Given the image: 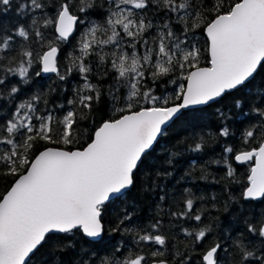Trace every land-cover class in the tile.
<instances>
[{"label":"snow or ice","instance_id":"6c2138e0","mask_svg":"<svg viewBox=\"0 0 264 264\" xmlns=\"http://www.w3.org/2000/svg\"><path fill=\"white\" fill-rule=\"evenodd\" d=\"M11 4L12 0H0V11L6 12ZM30 5L43 14L42 22L32 19L30 44L16 49L10 30L0 24V99L14 102L22 91L9 80L10 75L28 83L32 76L55 74L63 82L75 71L84 83L73 90L67 106L62 103L49 108L48 100L35 94L19 103L9 118L0 120V146L4 149L0 151V176L14 177L9 190L0 197V264H32L49 242L68 241L76 231L93 240L102 238L105 205L134 186L138 169L169 131L170 122L184 109L210 105L226 93L243 90L258 69L264 68V0H212L210 8L203 0H30ZM153 6L164 12L163 24L153 25L148 19ZM26 7L21 4V11ZM100 10L105 13L103 23L89 19ZM208 12L211 19L206 16ZM86 20L88 24L81 31ZM176 25L179 27L174 30ZM153 28L154 33L149 31ZM16 34L25 40L30 36L24 27ZM198 34L206 38L204 50L210 66H201ZM64 45L74 51L67 52ZM108 45L113 47L105 53ZM90 57L110 64L116 73L114 79L123 81L129 91L122 107H115L120 97L110 92L113 111L119 115L104 120L93 130L90 142L72 150L69 146L78 140L80 121L102 100V93L90 82ZM65 59L70 65L62 73L58 62ZM173 75L172 83H186L177 85L172 98L154 95V89L145 83ZM261 101L254 109L259 126L246 128L240 145L225 146L221 160L210 162L226 164V177L236 175L228 163L229 154L237 164L250 165L242 191L246 201L264 200V90ZM241 104L236 101V107ZM59 110L63 111L57 115ZM220 115L227 119L224 113ZM231 135L228 126L219 130L221 137ZM37 142L64 147H44L38 155L30 156ZM250 143L257 146L249 147ZM205 144L201 137L194 150L203 151ZM201 178H206L203 170ZM194 203V198H186L184 209L170 214L195 221L198 230L185 229V235L193 238L192 244L201 245L212 229L207 224L200 227L202 213L194 210ZM126 220L132 221V216L125 214L110 231L135 232L138 250L125 249L120 253L123 258H102L100 264H169L161 258L164 252L145 253L141 247V242L166 247L165 237L158 234L159 221L150 225L153 232L141 234L128 225L121 228ZM246 224L253 237L262 238L258 248L250 246L252 241H241L229 252L231 245L216 243L203 252L202 264H264V215L258 225ZM56 246L61 251L72 247L63 242Z\"/></svg>","mask_w":264,"mask_h":264},{"label":"trees","instance_id":"16d2710c","mask_svg":"<svg viewBox=\"0 0 264 264\" xmlns=\"http://www.w3.org/2000/svg\"><path fill=\"white\" fill-rule=\"evenodd\" d=\"M98 2L104 3V0H98ZM203 2L209 8L211 7L212 0H203ZM227 2L234 3L235 0H227ZM21 4H27L28 7L21 11ZM225 7H227V3ZM104 14V10L95 11L89 19L101 24ZM42 15L39 10L31 8L30 0H12L11 7L6 12L0 11V24L10 30L8 34L13 36L14 47L20 49L22 45L32 42V19L36 18L38 23L42 22ZM206 16L211 19L212 13L208 12ZM148 19L152 20L153 25H157L163 24L166 17L164 12H158L153 6L152 11L148 13ZM87 24L86 20L85 25L80 26L81 31ZM20 27L29 31L28 40L16 34ZM176 27L179 26H174V30ZM149 31L154 33L155 28ZM200 32L202 33L203 29ZM145 38L149 39V43H151L148 34L145 35ZM198 39L202 49L201 66H209L208 56L204 50L206 38L198 34ZM32 46L40 50L36 44ZM62 47L67 52L74 51L67 45ZM137 47L140 48L139 45ZM111 49V45L105 46L104 52L109 53ZM128 50L130 51V49ZM140 51L143 52V49L140 48ZM89 60L93 66L90 82L100 90L102 100L95 106L93 113L80 121L78 140L69 146L72 150L81 148L90 142L93 130L104 120L110 117L114 119L119 115L113 111L110 92H115V95L120 97V101L116 103L115 107H122L121 101L126 99L129 91L123 81L114 79L116 73L111 69L110 64H102L96 57H90ZM69 65L70 61L67 59L63 63L58 62L62 73ZM13 66L15 67V65ZM31 73L30 69V75ZM9 80L22 91L16 94L14 102L8 98L0 99V120L9 118L19 103L28 100L35 94H42L48 100L49 108L55 109L62 103L67 106V100L73 97V90L81 87L84 83L75 71L63 82L55 74L48 78L32 76L28 83H25L18 75H10ZM172 80H175V75L158 79L154 83L151 81L145 83L154 89V95L172 98L175 96L174 90L177 84L185 83L182 80L172 83ZM261 90H264V68L258 70L254 80L243 90L228 93L219 101L204 108L184 112L172 123L169 131L155 145V150L143 167L138 169L134 186L124 196L105 205L103 222L106 231L102 240L96 243L90 242L82 233L76 231L68 241L49 242L34 256L32 264H85V262L100 264L102 258H123L120 253H124L125 249L138 250L135 244V232L110 231L125 214H130L132 221L126 220L120 227L128 225L136 231H140L141 234L144 231L153 232L150 225L159 221L158 234L165 237L166 247L161 248L155 244L144 245L143 242H141V247L145 253L157 250L164 252V256L161 258L168 260L169 264H180L188 256L191 259H187L186 264H202L203 252L216 243H220L222 247L231 245L229 252H232L233 248L241 241L244 244H249V241H252L253 245L250 246L258 248L262 238L253 237L248 232L246 221L258 225L261 216L264 215V200L246 201L242 197L250 165H238L229 154L228 163L231 164L236 175L235 177H226L228 171L226 164L210 162L221 160L222 155H225L223 153L225 146L240 145L242 133L246 128L259 126L260 118L254 109L262 104ZM237 100L242 102L239 108L236 107ZM38 106L43 107V105ZM61 111L63 110H59L57 115ZM220 113H224L227 119L222 118ZM224 126H228L232 133L228 138L219 136V130ZM201 137L206 142L204 150L195 151V145L201 143ZM52 146L64 147L63 145H46L43 142H37V147L29 155H37L38 150ZM255 146H257L255 143L249 145V147ZM3 150V147L0 146V151ZM173 153L175 155H172ZM202 170L203 176L206 178H201ZM13 180L12 176H0V197L6 194ZM161 196L164 197L163 200H161ZM189 197L195 200L194 210L202 213L203 223L200 227L207 224L212 229L201 245L192 244L193 238L185 235V229L191 232L198 230L195 227L196 222L177 218L170 214L184 209V201ZM63 235L57 234V236ZM61 242L71 244L72 247L61 251L56 246ZM117 249H120V252H117ZM235 258L238 259V257Z\"/></svg>","mask_w":264,"mask_h":264},{"label":"water","instance_id":"95a60500","mask_svg":"<svg viewBox=\"0 0 264 264\" xmlns=\"http://www.w3.org/2000/svg\"><path fill=\"white\" fill-rule=\"evenodd\" d=\"M209 66H210V65H209ZM258 70H259V69H258ZM257 72H258V71H257ZM51 75H54V74H42L41 77H42V78H48V77L51 76ZM185 83H186V82H185ZM234 91H235V90H234ZM226 94H228V93H226ZM226 94H225V95H226ZM225 95H224V96H225ZM224 96H223V97H224ZM221 98H222V97H221ZM221 98H220V99H221ZM220 99H219V100H220ZM178 103H179V102H178ZM213 103H215V102H213ZM213 103H212V104H213ZM210 105H211V104H210ZM206 106H209V105L192 106V107H189L188 109H184V110H182L181 113L178 114V116H177L176 118H174L173 122H174L176 119H178V118H179L184 112H186V111L194 110V109H200V108H204V107H206ZM173 122H170V124L168 125V127H170V126L172 125ZM154 147H155V145H154ZM37 155H38V154H37ZM238 165H241V164H238ZM130 189H131V188H130ZM130 189H128V190L126 191V193H127ZM111 201H112V200H110L109 202H111ZM260 201H261V200H260ZM109 202H108V203H109ZM83 236H84V235H83ZM84 237H85V236H84ZM85 238H86L87 240H89L90 242H94V243H96V242H99L100 240H102L103 237H102V238L95 239V240L90 239V238H87V237H85Z\"/></svg>","mask_w":264,"mask_h":264},{"label":"rangeland","instance_id":"374dc122","mask_svg":"<svg viewBox=\"0 0 264 264\" xmlns=\"http://www.w3.org/2000/svg\"><path fill=\"white\" fill-rule=\"evenodd\" d=\"M111 47H113V46H111ZM178 84H182V83H181V82H179ZM178 84H177V85H178ZM175 89H177V86L175 87ZM167 97H168V96H167Z\"/></svg>","mask_w":264,"mask_h":264}]
</instances>
